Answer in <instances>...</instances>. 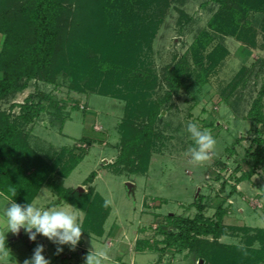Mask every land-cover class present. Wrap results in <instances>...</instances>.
<instances>
[{"label": "rangeland", "instance_id": "obj_1", "mask_svg": "<svg viewBox=\"0 0 264 264\" xmlns=\"http://www.w3.org/2000/svg\"><path fill=\"white\" fill-rule=\"evenodd\" d=\"M219 10V5L210 0H160L148 10V16L160 22L150 50H146L142 58L145 67L159 78L153 99L168 90L163 81L165 69L172 68L184 55L189 60V79L186 87L163 107L155 127L161 140L157 141L146 174H130L123 170L116 173L110 166L120 153L118 125L125 114V104L118 99L76 93L70 90L69 81L60 77L56 85L31 81L23 92L1 102V109L8 110L12 104H22L30 94L44 92L50 95L62 110L57 111L53 106L48 107V102L43 103L47 112L27 127L31 131L32 146L44 157L63 147L73 148L76 155L85 154L84 160L68 178L55 175L40 190L34 205L65 207L83 220L84 214L61 200L53 185L80 192H87L92 186L110 204L111 210L103 236L82 234L74 250L65 245L63 252L57 254V246L43 235L30 241L23 229L6 234L3 209L10 200L0 196V264H23L37 244L45 246L43 254L50 264H84L86 254L93 247L107 250L108 258L104 264H200L198 247L194 250L176 247L162 253L149 250L144 242L162 248L159 242L172 230L167 218H194L198 212L193 204L201 195L205 198L207 217L214 218L220 205L227 210L223 220L226 233L220 242L245 245L259 229H264V166L259 167L250 180L236 182V178L252 167L253 160L247 156V151L252 146L255 148L253 139L258 136L256 125L247 116L264 83L261 67L264 61V11L248 16L241 30L243 40L239 41L212 32L209 22ZM203 31L214 35L206 55L218 45L224 46L228 53L211 71L207 83L201 85L194 83L198 68L189 49ZM240 80L241 84L233 89ZM13 112L19 113V108ZM54 114L66 119L61 131V119L56 121ZM189 121L208 128L217 140L209 159L200 165L191 163ZM83 138L93 142L88 144L81 140ZM69 158L67 155L61 166ZM93 172L97 173L93 184L84 185ZM129 183L133 185L132 190ZM232 186H236L233 195ZM208 239L212 240V237ZM137 245L142 251H138ZM252 246L261 248L262 243L255 241ZM202 262L205 264L204 260Z\"/></svg>", "mask_w": 264, "mask_h": 264}, {"label": "trees", "instance_id": "obj_2", "mask_svg": "<svg viewBox=\"0 0 264 264\" xmlns=\"http://www.w3.org/2000/svg\"><path fill=\"white\" fill-rule=\"evenodd\" d=\"M159 1L0 0V104L23 92L31 81L56 85L60 77L68 80L70 90L76 93L118 99L125 104V114L118 125L120 153L110 166L116 173L123 170L146 174L157 141L161 140L155 127L163 107L186 87L189 79V60L184 55L172 68L165 69L163 81L168 90L153 99L159 78L145 67L142 58L145 51L150 50L160 24L148 16V10ZM210 1L220 8L209 22L212 32L239 41L243 40L241 30L248 16L264 11V0ZM213 41L214 35L203 31L189 49L198 68L194 83H207L211 71L227 56L228 51L222 45L206 55ZM261 67L264 70V61ZM240 84L241 80L233 89ZM44 102H48V107L62 110L44 92L30 94L22 104H12L8 110L0 107V196L21 204L33 203L55 175L68 178L85 158L84 153L76 155L74 149L68 147L44 157L32 146L31 131L27 127L47 112ZM16 107L19 108L17 114L13 112ZM54 116L56 121L61 119V131L66 119ZM247 117L256 125L258 136L253 139L255 148L252 146L247 151V156L253 160L252 167L236 178L237 183L250 180L257 169L264 166V83ZM81 140L88 144L93 142L87 138ZM229 151L233 153V149ZM67 155L69 160L61 166ZM96 177V172L91 173L84 185H92ZM217 179L220 180V176ZM9 186L17 189L14 197L7 191ZM53 189L61 200L84 214L82 234L103 236L111 206L99 192L92 186L87 192L61 185H53ZM235 192L236 186H232L231 194ZM204 200L201 195L193 204L198 212L194 218H167L172 230L159 242L162 248L150 246L147 241L144 245L162 253L176 247L188 250L198 247L205 264L264 263V229H259L245 245L222 243L227 210L220 205L215 217L209 218L205 215ZM255 241L261 242L262 247L253 248ZM137 249L142 251L140 245Z\"/></svg>", "mask_w": 264, "mask_h": 264}, {"label": "clouds", "instance_id": "obj_3", "mask_svg": "<svg viewBox=\"0 0 264 264\" xmlns=\"http://www.w3.org/2000/svg\"><path fill=\"white\" fill-rule=\"evenodd\" d=\"M187 132L192 140L189 149L191 163L200 165L209 159L210 153L215 149L216 137L208 128L193 121L187 123ZM7 191L13 197L17 194V189L13 186H9ZM3 216L7 223L6 234L9 231L18 233L23 229L30 241H36L38 235H43L57 246V254L63 252L65 245L74 250L84 231L75 211L55 205L41 208L33 203L21 204L12 199L4 207ZM44 247L43 244H37L31 257L25 259L23 264H50V260L43 254ZM107 258V250H97L93 247L86 254L84 264H104Z\"/></svg>", "mask_w": 264, "mask_h": 264}, {"label": "water", "instance_id": "obj_4", "mask_svg": "<svg viewBox=\"0 0 264 264\" xmlns=\"http://www.w3.org/2000/svg\"><path fill=\"white\" fill-rule=\"evenodd\" d=\"M127 185H128V187H129V189H130V190H132V189H133V185H132V184H130V183H129V184H127ZM200 264H203V262L201 261V263H200Z\"/></svg>", "mask_w": 264, "mask_h": 264}]
</instances>
